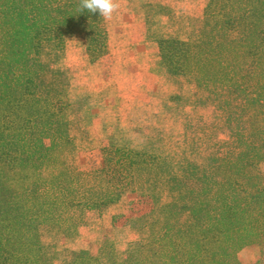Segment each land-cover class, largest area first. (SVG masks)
I'll use <instances>...</instances> for the list:
<instances>
[{
  "label": "trees",
  "instance_id": "1",
  "mask_svg": "<svg viewBox=\"0 0 264 264\" xmlns=\"http://www.w3.org/2000/svg\"><path fill=\"white\" fill-rule=\"evenodd\" d=\"M101 22L98 0H0V264H52L41 228L70 229L72 209L106 208L123 189L147 200L139 217L127 216L140 239L122 260L105 246L96 256L79 251L69 264H242L243 247H264V0H208L204 37L182 61L222 113L231 146L220 166L187 163L163 184L149 175L139 183L143 164L135 168L133 150L93 172L67 165V121L52 111L61 91L44 81L41 44L76 23L101 34ZM144 169L165 176L162 163Z\"/></svg>",
  "mask_w": 264,
  "mask_h": 264
},
{
  "label": "rangeland",
  "instance_id": "2",
  "mask_svg": "<svg viewBox=\"0 0 264 264\" xmlns=\"http://www.w3.org/2000/svg\"><path fill=\"white\" fill-rule=\"evenodd\" d=\"M98 4L101 34L91 36L86 24L76 23L53 42L41 44L40 59L48 66L44 81L61 91L52 111H60L67 121L71 173L96 171L108 159L124 161L123 154L130 150L136 169L162 163L165 171L158 179L155 172L141 168L139 183L146 175L150 183H166L168 171L179 174L187 163L206 169L220 166L231 146L229 131L209 92L196 85L194 66L182 61L186 48L204 37L208 0ZM164 40L176 41L162 49ZM258 169L264 180V163ZM88 178L79 177V182ZM115 195L117 201L106 208L87 207L82 213L72 209L69 214L76 223L70 229L41 228L44 252L54 259L52 264H69L82 250L96 256L105 246L124 259L140 239L127 216L145 212L147 200L131 189ZM166 201V196L160 200ZM237 258L242 264H264V247L248 244Z\"/></svg>",
  "mask_w": 264,
  "mask_h": 264
}]
</instances>
